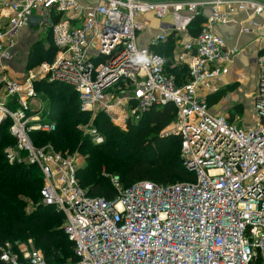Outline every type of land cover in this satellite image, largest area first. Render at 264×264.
<instances>
[{"label": "built area", "instance_id": "1", "mask_svg": "<svg viewBox=\"0 0 264 264\" xmlns=\"http://www.w3.org/2000/svg\"><path fill=\"white\" fill-rule=\"evenodd\" d=\"M206 6L211 14L201 31L175 49L176 63L189 69V81L179 85L154 48L168 32H186ZM0 10L9 18L0 28V123L11 120L15 139L5 156L10 165L41 171L42 202L63 212L64 231L74 243L77 261L68 264H264V53L257 57L256 125L239 127L207 102L228 72L231 53L213 27L243 11L261 20L264 38V0H3ZM37 12L57 53L52 62L19 74L7 65L10 49ZM149 14L188 20L160 27L142 44ZM142 54L149 62L137 63ZM43 79L74 89L81 111L90 115L81 134L96 145L106 140L94 125L98 114L124 125L174 104L176 119L161 135L181 137L183 165L195 180L138 181L125 188L114 179L115 198L91 196L78 175L79 151L32 140L33 132L57 129L41 108H32L35 84ZM33 243L6 242L0 260L50 264Z\"/></svg>", "mask_w": 264, "mask_h": 264}, {"label": "trees", "instance_id": "2", "mask_svg": "<svg viewBox=\"0 0 264 264\" xmlns=\"http://www.w3.org/2000/svg\"><path fill=\"white\" fill-rule=\"evenodd\" d=\"M202 24L199 17L195 18L188 29L196 36L201 31ZM175 35L172 33L167 41L155 47V51L165 58L166 70L174 74L177 83L182 85L189 81V69L184 64L176 63L174 51L177 47V38ZM51 42L53 48H50L51 52L49 51L46 59L51 58L52 62L57 48L53 40ZM33 67L36 65L29 69ZM183 75L185 79L182 78ZM39 82L35 84L37 90ZM41 90L44 92L43 102L47 105V112L42 114L55 121L57 129L51 133L33 132L31 134L33 142L38 146L51 143L57 150L74 152L73 149L77 144L75 135L79 132L78 126L90 120L89 113L81 111L78 96L70 85L61 82H47L45 85L43 83ZM149 112L151 117L147 128H135L131 125L130 131L123 136H117L115 126L106 115L103 113L97 115L95 126L105 134L106 138L109 136L116 139V143L114 144L113 140L108 144L99 145L97 148L102 151L91 152L84 176V182L91 196H102L107 199L116 197L115 186L110 187L100 175L99 163L105 157H113L122 161L128 159L126 154L129 151L126 147L128 145L131 147L135 145L139 151L137 155L128 159L127 167L120 165L122 171L120 182L125 188L138 181H152L168 185L195 180V175L183 165L181 137L161 135V131L176 119V106L169 103L160 108H153ZM10 125V119L0 123V254L1 247L8 241L33 239L35 245L43 250L48 263H73L77 261V257L74 252V243L69 240L62 227L65 215L56 206L42 202L41 190L44 181L41 171L35 166L10 165L6 159L5 148L15 144V139L9 132ZM175 140L180 152L172 162H164V157L172 151L173 144L170 142ZM148 149L158 150L155 152L158 154H153L156 156L154 160L147 159L150 155L147 153ZM39 199L40 203L37 207L29 209L31 205L29 201ZM70 252L73 255L71 261L63 262L62 256L69 255ZM0 264L7 263L0 260Z\"/></svg>", "mask_w": 264, "mask_h": 264}, {"label": "rangeland", "instance_id": "3", "mask_svg": "<svg viewBox=\"0 0 264 264\" xmlns=\"http://www.w3.org/2000/svg\"><path fill=\"white\" fill-rule=\"evenodd\" d=\"M21 36H19L18 39V46H17V50L19 51V57H16L15 60H12L10 63V69L13 71H24L26 69H29V67L31 66H38L37 64H41L43 62H51L50 59H46L48 57L50 48H53L52 45V35L51 32L45 34V36L40 35L35 36L33 34H27V33H20ZM19 34V35H20ZM51 52V51H50ZM56 54H54L53 56V60L55 59ZM182 78H186L185 75H183ZM50 82L48 79H43L38 83V97L34 100L33 104H32V108L33 109H38L41 108L42 113H46V102H43V98H44V92L41 90V87L47 83ZM238 87V85H231V86H227V88L220 90V91H216L214 95L210 96L208 98L209 103L212 106H215L218 110L219 113H221L223 116H225L226 118H228L230 121H232L233 123L237 124L239 127H251L253 125L257 124V115L254 113L253 109H252V105H248L244 102H234L231 104L227 103V99L229 98H235L236 94V88ZM252 104V103H251ZM41 116L43 118H47L46 115L42 114ZM150 117L151 114L150 112L143 114V116L138 119V120H134V121H130L129 123H126L124 125H119V124H114L112 123L116 130L118 135L117 136H123V134H127L130 131V126H134L135 128H147V126L149 125V121H150ZM84 124V123H83ZM82 124H80L78 126V131H80V126ZM94 125H97L96 122L94 121ZM79 132H76L75 135V139L77 141V144L75 146V148L73 149V151H79V153L81 154V161H80V181L81 184L83 185L84 188H88V186L86 185V183L84 182V176L87 170V166H88V159L91 155V152H100L102 151V149H98L97 147H99V145L94 144L93 142H91L89 140V138L83 136V134H79ZM85 137V138H84ZM114 140V144L116 143V139L112 138V137H107L105 142L103 144H108L110 142H112ZM171 144H173L172 146V151L170 154H168V156L166 155L164 157V162H172L175 158V156H178L179 154V145L177 144L176 140L175 141H171ZM101 144V145H103ZM11 146V145H10ZM153 146V145H152ZM9 147V146H7ZM6 147V148H7ZM129 151L126 153L128 159L134 157L135 155L138 154L139 148H137L135 145L134 146H126ZM125 147V150H126ZM6 148L4 151H6ZM155 149V147H153ZM158 150H152V149H148L147 153L150 154L149 157L147 156V159H152L154 160V158L156 157L153 154H158L155 153ZM128 159H124L123 161L117 158H113V157H105L104 159H102L99 163L100 165V170L99 173L102 176V178L108 183V185L114 186L113 180L114 179H119L121 180L120 174H121V169H120V165L123 164L124 167L128 166ZM31 200L30 202V208H35L37 207V205L40 203V199L37 201ZM65 223V222H64ZM64 228V224L62 226ZM33 240V239H32ZM28 240H16L15 242H27ZM34 242V241H33ZM33 245L38 248L35 245V242L33 243ZM41 249V248H38ZM42 250V249H41ZM43 251V250H42ZM44 253V252H43ZM45 256V255H44ZM73 256L71 254V252L69 253V255L65 254L62 256L63 262H69L71 261Z\"/></svg>", "mask_w": 264, "mask_h": 264}, {"label": "crops", "instance_id": "4", "mask_svg": "<svg viewBox=\"0 0 264 264\" xmlns=\"http://www.w3.org/2000/svg\"><path fill=\"white\" fill-rule=\"evenodd\" d=\"M39 14L40 12H37L34 16L40 17ZM210 14V6H206L205 8H203V12L199 16L203 23L202 27L207 21V18L208 16H210ZM5 15L6 13H2L0 10V28L5 26L9 22V18L4 17ZM148 17L152 21V24L146 31H144L140 35L139 39L142 44H148L151 37L159 33L160 27L165 28L170 24L184 23L188 20V17H176L174 14L168 15L164 20H158L152 14H149ZM260 21V19L252 21L247 12L241 11L236 13V15L230 20V22L226 24H216L213 27V30L225 39L227 50L231 52L230 62L228 63V72L224 74V76L218 81L217 90L220 91L227 88V86L238 85V87L236 88L237 95L235 96V98L231 97L227 99V103L231 104L234 102L245 101L246 104L252 105L253 111L260 75L257 64V57L264 53V38L261 37ZM22 32H25L27 34L31 33L38 37L40 35L45 36V34L50 33L49 31L44 30L41 25V22L37 26H27L23 28L20 33ZM19 34L16 38L15 47L10 49V52L13 57L7 60V65L9 68L10 63H12L11 61L15 60L16 57H19L20 50H17L18 39L19 36H21V34ZM171 34L172 33L168 32V37ZM175 36L177 38V45L181 46L184 43L188 42L195 35H193L188 29L186 32L177 34ZM176 55L177 54L175 53V56ZM15 72L23 74L22 71ZM215 92L211 93L207 97V102L216 113H219L217 108L215 106H212L208 101V98L214 95Z\"/></svg>", "mask_w": 264, "mask_h": 264}, {"label": "water", "instance_id": "5", "mask_svg": "<svg viewBox=\"0 0 264 264\" xmlns=\"http://www.w3.org/2000/svg\"><path fill=\"white\" fill-rule=\"evenodd\" d=\"M41 20H42L41 17L31 16L28 18V26L29 27L37 26L40 24Z\"/></svg>", "mask_w": 264, "mask_h": 264}, {"label": "clouds", "instance_id": "6", "mask_svg": "<svg viewBox=\"0 0 264 264\" xmlns=\"http://www.w3.org/2000/svg\"><path fill=\"white\" fill-rule=\"evenodd\" d=\"M149 62V57L147 55H138L137 56V63H147Z\"/></svg>", "mask_w": 264, "mask_h": 264}]
</instances>
